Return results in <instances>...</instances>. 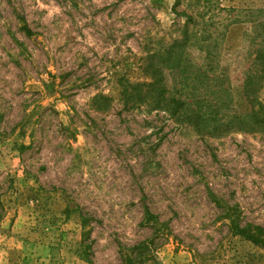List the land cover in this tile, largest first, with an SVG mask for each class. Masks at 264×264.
<instances>
[{
    "label": "rangeland",
    "instance_id": "obj_1",
    "mask_svg": "<svg viewBox=\"0 0 264 264\" xmlns=\"http://www.w3.org/2000/svg\"><path fill=\"white\" fill-rule=\"evenodd\" d=\"M260 48L264 0H0V264H264Z\"/></svg>",
    "mask_w": 264,
    "mask_h": 264
},
{
    "label": "trees",
    "instance_id": "obj_2",
    "mask_svg": "<svg viewBox=\"0 0 264 264\" xmlns=\"http://www.w3.org/2000/svg\"><path fill=\"white\" fill-rule=\"evenodd\" d=\"M27 35H30V31L26 30L25 32ZM258 53L256 54L255 61L257 65H259V71L261 74H264V52L260 49L257 50ZM148 214V212H146ZM233 209L228 208L227 212L224 214L230 221L231 230L234 231L235 234L243 236L248 241L252 242L253 244H260L262 243L261 238V229L259 227H253L250 229V226L247 228H239L237 225V219L232 216Z\"/></svg>",
    "mask_w": 264,
    "mask_h": 264
}]
</instances>
